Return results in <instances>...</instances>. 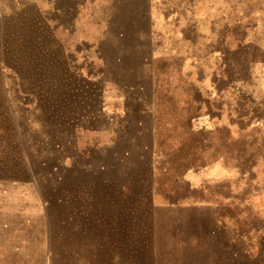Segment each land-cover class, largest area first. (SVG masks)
Listing matches in <instances>:
<instances>
[{"label": "rangeland", "instance_id": "obj_1", "mask_svg": "<svg viewBox=\"0 0 264 264\" xmlns=\"http://www.w3.org/2000/svg\"><path fill=\"white\" fill-rule=\"evenodd\" d=\"M0 264H264V0H0Z\"/></svg>", "mask_w": 264, "mask_h": 264}, {"label": "trees", "instance_id": "obj_2", "mask_svg": "<svg viewBox=\"0 0 264 264\" xmlns=\"http://www.w3.org/2000/svg\"><path fill=\"white\" fill-rule=\"evenodd\" d=\"M139 102H143L144 100L142 98H138ZM139 110L146 111L143 109L144 107L141 106V104L138 106ZM160 148H158V152L160 153ZM162 151V150H161ZM143 165V163H141ZM140 165V166H141ZM148 167V173H147V178L151 176V168H150V163L146 164ZM136 167H139L138 164L134 163H129L126 165L124 173L126 178L130 179H121L119 182V185L122 188V192H120L123 196L122 199H125V201H130V202H135L136 201V196L138 197H143L142 200L150 199L151 192L153 191V183L151 179H132V176L130 175V171L133 169H136ZM113 184V183H110ZM115 187H118V184L115 185ZM147 200V201H148Z\"/></svg>", "mask_w": 264, "mask_h": 264}, {"label": "crops", "instance_id": "obj_3", "mask_svg": "<svg viewBox=\"0 0 264 264\" xmlns=\"http://www.w3.org/2000/svg\"><path fill=\"white\" fill-rule=\"evenodd\" d=\"M139 111H141V110H139ZM76 151L79 153L80 151H79V149H78V147L76 148ZM127 152H126V149H124V150H122L121 151V154H120V161L121 162H124V160L126 159V157H127ZM63 157H64V159H66V160H68V162H69V164H67V166L68 167H70V166H73V164H76L77 162L76 161H78V159L76 158V156H74V158H73V156L69 159V157L67 156V155H65V154H63V156L61 157V161L63 160ZM79 157V156H78ZM67 162V163H68ZM73 163V164H72ZM118 166V165H117ZM105 167V166H104ZM113 167V166H112ZM124 166H119V167H116V168H118V169H122ZM123 172V171H122ZM109 179H121V178H109Z\"/></svg>", "mask_w": 264, "mask_h": 264}]
</instances>
